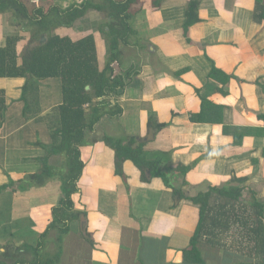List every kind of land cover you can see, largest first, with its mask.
<instances>
[{
	"label": "crops",
	"instance_id": "1",
	"mask_svg": "<svg viewBox=\"0 0 264 264\" xmlns=\"http://www.w3.org/2000/svg\"><path fill=\"white\" fill-rule=\"evenodd\" d=\"M20 1L32 12L51 7L67 10L85 0ZM190 1L139 0L132 9L131 30L121 41L115 64L125 87L118 95L103 97L121 112L104 117L93 132L86 133L80 146L85 168L79 189L85 181L94 184L88 165L97 163L95 152L106 154L110 148L104 137L123 132L126 139L134 138L133 147L142 146L148 159L165 170L182 174L189 167L185 178L187 189L193 190L190 194L247 178L243 186L256 191L264 202V0H199V21L185 32ZM14 18L12 12L0 14V47L6 46L8 37L19 38L21 65L25 51L40 43L33 30ZM111 20L91 9L51 34L79 41L93 31L102 35ZM93 36L102 70L106 65L99 63ZM0 91L4 94L0 103L6 107L0 128V187L13 182L0 191V264H12L11 255L25 254L24 244H37L62 198L57 176L44 183L33 176L46 163L56 170L66 166L65 156L53 151L61 141L63 95L56 78H0ZM237 128L244 131L236 134ZM131 163L123 164L125 171L133 169ZM133 170L124 193L115 187V194L101 202L97 195L81 191L72 196L75 209L83 215L66 235L61 264H195V253L189 251L195 223L191 227L194 218L189 213L200 218L198 206L187 200L175 205L170 198L156 203L154 192L148 190L156 179L148 184ZM114 181L119 183L117 177ZM88 241L95 247L93 253L85 250ZM251 247L247 245V252ZM200 252L205 264H230ZM247 254H237L242 255L239 261L233 254L232 264Z\"/></svg>",
	"mask_w": 264,
	"mask_h": 264
},
{
	"label": "trees",
	"instance_id": "2",
	"mask_svg": "<svg viewBox=\"0 0 264 264\" xmlns=\"http://www.w3.org/2000/svg\"><path fill=\"white\" fill-rule=\"evenodd\" d=\"M139 0H85L83 3L72 6L67 10L51 7L47 10L36 8L32 12L20 0H0V14L12 12L14 19L21 26L26 25L35 33V39L40 35H46L48 40L44 44L30 47L23 55L22 64H18L17 43L19 38L8 37L6 46L0 47V78L24 77L27 79L42 81L49 78L59 79L62 84L63 103L59 107L60 120L58 133L60 143L53 148L56 154L65 156L64 170H56L45 164L40 174L34 175L37 182L44 183L53 176L58 177L61 183L63 197L52 210L53 221L49 224L37 240L36 245L24 244L25 254L13 256L10 253L4 256H12V264H61L63 255L64 236L71 231V224L79 221L82 212L74 207L72 196L80 191L78 184L85 168L81 160L80 146L89 132H93L95 125L106 116H117L121 112L119 106H112L103 97L118 95L125 87L123 76H117L116 67L120 60L119 46L131 30L129 20L132 9ZM199 0H191L187 5L184 26L185 32L194 23L199 21ZM94 9L112 18L107 22L108 31L102 29L110 44L109 60L104 69L100 70L97 60V47L93 35H89L79 41H73L69 37L52 35L51 32L60 26H70L82 18L86 12ZM17 24V25H18ZM127 78L132 75L125 74ZM90 87V90H86ZM24 89L23 99L26 95ZM3 92L0 91L1 102ZM87 104V111L85 105ZM6 107L0 103V128L3 125ZM198 120V119H194ZM159 128L164 125H159ZM237 133L244 131L237 128ZM241 134V133H240ZM104 141L115 152L116 173L123 175V164L131 161L141 173V180L149 182L153 178H163L166 184H170L166 178V172L160 171L157 161L148 159L142 146H134V138L126 140L105 136ZM128 142V143H125ZM238 143V140L236 141ZM189 170L184 168L183 174ZM180 187H173V193L178 201L187 200L199 207L200 220L194 237L191 240L189 251L195 253L192 263L205 264L199 245L205 240L207 244L215 245L216 229L221 226L228 227V218H237L246 227L247 236L253 241L254 247L243 257L239 264H264V202L258 200L256 191L247 188L244 183L247 178H235L231 184L222 187L211 186L206 191L198 192L191 196L182 192L188 184L185 176L181 177ZM233 183V184H232ZM179 184V183H178ZM11 184L0 187V191L12 187ZM189 188V187H188ZM248 191L249 201L244 202L245 214L238 218L232 214L236 205L240 203L244 192ZM216 203H219L216 205ZM243 203V201H242ZM57 232L56 251L47 249V240L51 232ZM210 236V238H209ZM217 242V241H216ZM186 250L184 253H187ZM223 262L232 264L233 254H226ZM224 255V257L226 256ZM230 255V257H229ZM28 256H32L31 259ZM236 255V261H239ZM186 260H189L185 257ZM235 262V264H238Z\"/></svg>",
	"mask_w": 264,
	"mask_h": 264
},
{
	"label": "rangeland",
	"instance_id": "3",
	"mask_svg": "<svg viewBox=\"0 0 264 264\" xmlns=\"http://www.w3.org/2000/svg\"><path fill=\"white\" fill-rule=\"evenodd\" d=\"M25 29H29V28L25 27ZM89 29H90V26L87 23V30H89ZM91 34L96 36V40H97V44H98L99 63L101 66H103V65L105 66L108 63L109 55L111 52L109 40L106 37V34L104 32L103 33L101 32L102 35H100L99 31L98 32L93 31ZM88 35H90V34H88ZM82 36H83V34H80V37H82ZM41 37H39V39H37L36 42L41 44ZM71 37L73 38L72 35H71ZM43 38H46V36ZM47 40H48V37H47ZM114 138L126 140L127 137L124 135L123 132H119V133L115 134ZM95 158L97 160V163L96 164L90 163L88 165L89 170H90V176L93 178L94 184L89 185V184H87V181L82 183L80 186V191H81L82 195H85V194L90 195V196H96L97 195V197L99 198V202H101V200L105 199L107 196H109L111 194H115L112 191L115 187H117L121 192L124 193V191H125L124 188L128 187V175L134 174L133 169H135V171L137 172L138 176L141 179L140 171L137 169L135 164H132V163H131V166L133 169H127V171H125V168L123 166V168H121L123 175L122 174L118 175L116 173V167H117L116 166V156H115V152L113 151V149L107 148L106 154H100V153L95 152ZM112 166L114 167V169L112 168ZM165 169L166 168H164L163 166H160V171L165 170ZM60 170L63 171V168L61 167ZM163 172H166V175H167L166 178L169 179L170 184L167 185L166 182L161 177L155 178L156 182H155L154 187L152 188L151 186H149L150 189H148V190L154 192V197L156 199V201H155L156 203L164 200L165 198H170L171 201L174 202V204L176 205L179 203V201H178L177 197L174 195L173 189H172L173 187H171V185L173 184L177 188H179L181 186L180 185L181 182H179L178 179L181 178L180 176H182V177L186 176V173L185 174H183V173L182 174L171 173L170 171H167V170H165ZM114 177L118 178L119 183H115ZM29 181L32 182V180H29ZM175 183H179V185H177ZM59 184H60V189H61V183H59ZM148 184H150V182H148ZM229 184H227V185H229ZM189 186L190 185L185 186L183 188L182 192H184L185 194H188V193L190 194V192H192L193 190L187 189ZM247 190L244 192V196L240 200L241 202L236 205V209L234 211V214H232L238 218H243L244 215L247 216V214H245V209H244V205H245L244 202L248 201V191ZM190 195H194V193H192ZM61 196L63 197V195H61ZM242 201H243V203H242ZM94 204L95 203L92 202V207L94 206ZM218 204L219 203H216V205H218ZM166 205L167 204L163 202L162 209H164L166 207ZM110 214L111 215H115V214L119 215L117 211H111ZM151 214H153V212H151ZM189 214H190V216H192L194 218L193 222L191 223V227L195 223L193 231L196 232L195 230H197V226L199 224L200 218H195L194 213L192 211ZM226 224H228V227L221 226L220 228L217 229L215 245L207 244L205 242V240L208 239L207 237H205L206 239H204V243L202 242V244L199 245V249L203 250L204 255L207 254V252H210L212 255H214V258L221 261V260H223V258L225 259L227 257L226 254L232 253V254L237 255V254L248 253L247 252V245L248 244L251 245L252 247H254L255 243L253 242V244H252L251 240L248 238L247 233L245 231V230H247L246 227H244L241 224V222L237 220V218L236 219L234 217L228 218V221ZM47 227H46V229H47ZM46 229L44 230V232L46 231ZM70 233H68V234H70ZM57 236L58 235H57L56 231L51 232L50 236L48 237V240H47L49 243V246H50L49 248L50 249L52 248L51 250H53V251H56L55 247L57 246V242H56ZM209 238H210V236H209ZM65 239H67L66 236H64V240ZM144 240H146V237H144ZM76 242H79L78 238L75 240V243ZM94 249H95V247L88 241L87 247L85 248L86 252L87 253H93L95 251ZM21 255L22 254H20V256ZM224 255H226V256L224 257ZM21 257H23V256H21ZM229 257H230V255H229Z\"/></svg>",
	"mask_w": 264,
	"mask_h": 264
},
{
	"label": "clouds",
	"instance_id": "4",
	"mask_svg": "<svg viewBox=\"0 0 264 264\" xmlns=\"http://www.w3.org/2000/svg\"><path fill=\"white\" fill-rule=\"evenodd\" d=\"M44 41H45V40H44ZM44 41H42L41 44L44 43Z\"/></svg>",
	"mask_w": 264,
	"mask_h": 264
},
{
	"label": "water",
	"instance_id": "5",
	"mask_svg": "<svg viewBox=\"0 0 264 264\" xmlns=\"http://www.w3.org/2000/svg\"><path fill=\"white\" fill-rule=\"evenodd\" d=\"M46 38H43V41L45 40ZM89 88V87H88Z\"/></svg>",
	"mask_w": 264,
	"mask_h": 264
},
{
	"label": "flooded vegetation",
	"instance_id": "6",
	"mask_svg": "<svg viewBox=\"0 0 264 264\" xmlns=\"http://www.w3.org/2000/svg\"><path fill=\"white\" fill-rule=\"evenodd\" d=\"M43 41V39L41 40V42Z\"/></svg>",
	"mask_w": 264,
	"mask_h": 264
}]
</instances>
